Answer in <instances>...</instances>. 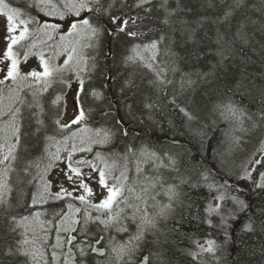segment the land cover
Masks as SVG:
<instances>
[{
	"label": "snow or ice",
	"instance_id": "6c2138e0",
	"mask_svg": "<svg viewBox=\"0 0 264 264\" xmlns=\"http://www.w3.org/2000/svg\"><path fill=\"white\" fill-rule=\"evenodd\" d=\"M26 6L22 11L0 0L6 30L0 55V225L11 236L0 244V264L18 257L22 264H172L170 236L185 219L206 224L215 235L204 243L192 240L197 251L183 250L193 260L207 255L211 264H264V135L256 136L264 134V71H242L229 86L218 76L235 58L237 43L264 60V43L256 40L264 38V23L252 18L264 17V0H205L202 8L220 14L194 20L185 0H27ZM39 36L45 39L32 40ZM105 39L109 53L122 48L121 64L133 71L119 89L124 115L107 101L99 112L103 125L93 128L94 105L107 97L94 86L100 68L90 53ZM27 40V51L14 50ZM205 41L215 45L207 53L216 62H209L208 71H184L182 64L205 58ZM62 55L63 63L56 64ZM30 56L38 63L25 71L22 63ZM241 59L255 63L250 56ZM54 86L59 91L49 100L45 94ZM69 92L72 115L66 120ZM129 92L140 94L139 110L149 120L166 108L178 112L201 149L209 129L205 119L217 130L226 125L221 143L228 147L214 150L217 166L193 165L190 150L173 151L185 146L171 119L173 134L163 142L140 140L134 124L143 120L126 102ZM254 138V151L239 164L229 162L237 151L247 153L244 145ZM21 150L38 155L24 160ZM78 151L94 154L74 160ZM14 172L29 188L30 203L23 189L9 198L17 192L9 183ZM185 189L207 192L195 216Z\"/></svg>",
	"mask_w": 264,
	"mask_h": 264
},
{
	"label": "trees",
	"instance_id": "16d2710c",
	"mask_svg": "<svg viewBox=\"0 0 264 264\" xmlns=\"http://www.w3.org/2000/svg\"><path fill=\"white\" fill-rule=\"evenodd\" d=\"M205 2V0H185V4L187 7L192 9V14L188 16L189 20H194L199 15H206L215 17L216 15L220 14L219 10H213L208 8H202L201 5ZM213 3L216 0H212ZM11 3L14 7L20 8L22 11H27V0H19L14 1L11 0ZM218 7V6H217ZM253 19L259 20L261 23H264V17L259 16L258 14H252ZM208 30V35L214 37L215 29L213 26H206ZM256 27H259L257 25ZM223 30V28H221ZM233 31H235V27H233ZM252 29H249L251 32ZM203 33H201L202 35ZM40 37V36H39ZM37 37H33L32 39H36ZM179 39V37H177ZM256 40L264 43V38L260 35L256 36ZM109 44L108 40H104L103 47L97 51H93L90 54L96 57L97 64L100 68V72L95 74V82L94 86L97 88L103 89L107 100L104 104L101 105H94L97 109L96 111V122L91 126L93 128L101 127L103 125V121L99 119V112L107 106V101L112 102V108L115 110L116 107L120 108V114L124 115L125 109V97L120 94V86L123 83L124 79L128 77V74L133 71L132 68H125L121 64V56L123 54L122 48H113V51L109 53ZM215 48V45L211 44L209 41H205L204 48L202 49L205 51L206 55L205 58L199 61V63L192 61L189 64H182L184 71L194 70L196 67H199L202 71L209 70V62L215 63L216 58L211 54L207 53V49ZM259 48V45H256ZM237 53L234 59H231L225 63V66L222 70L219 71L218 76L220 82L225 85L229 86L230 81H233L234 78H239L242 71H246L247 73L254 74L257 72L264 71V60L260 57L254 55L249 47H243L237 43L236 44ZM242 49V50H241ZM50 54H51V49ZM178 51H181L183 55V50L178 48ZM264 55V54H262ZM251 57L252 61L255 63H248L247 65L242 61L241 57L245 59L247 57ZM109 69L111 71L109 72ZM101 72L103 75H101ZM139 72V70H137ZM111 76V79L108 77ZM171 78V75H170ZM195 78V77H193ZM251 78V76L249 77ZM177 81L179 80V75L175 78ZM137 83H140V79H137ZM260 83V81H257ZM143 88V85H142ZM135 91V90H134ZM203 91V89H201ZM169 95L172 93V88L168 90ZM52 97L49 96V100ZM141 99L140 94L137 92L136 95H133L132 92L127 93V103L133 104V114L136 117H139L143 120L142 125H135L138 130L141 132L140 140H147L153 143H156L157 140L163 142L166 136H171L173 133L169 130L168 120L171 119L176 124V131L183 132L184 135L182 137H178L181 141V144L185 146L184 149H173V151L180 152L184 151L185 149L190 150L191 156L188 159L191 160V164H197L202 162L205 167L215 168L217 166L216 161H214V150L219 151L220 153H224L228 147L227 143H221L223 140L222 130L226 127V125L221 124L220 130L214 129L211 127V118L205 119L203 122L209 125L207 138L204 140L203 149H201V145L199 143L198 138H193L188 131L184 128L183 121L180 117L178 112H173L168 110L167 108L164 110L163 115L160 113H156L152 120L146 118L145 114L139 110V100ZM195 99L197 101L200 100V95L197 94ZM247 103V100L244 101ZM193 128H199L200 124H194ZM264 134H256L257 137ZM140 140L136 141V143H140ZM258 147V139L254 138L252 143L244 145V148L247 149V153L237 151L233 154L231 158H229V162L232 160L235 161L236 164H239L240 160H242L246 154L251 153ZM99 150V149H97ZM35 191V190H34ZM188 197L190 198L191 202H193L194 207L192 209V216L196 215V208H203L204 198L207 196V192L205 189H197V190H187ZM29 190L26 194H24L25 199L29 198ZM17 194H14V197ZM14 200V199H13ZM15 203V202H14ZM22 214H27L26 211L21 210ZM7 225H0V244H3L5 241H10L11 236L7 235L4 229ZM209 233H213V230L207 226L206 224L199 222L194 219H185L183 223V227L180 229V232L175 233L170 236V245H169V252L168 255L172 259V264H201V261L204 264H211V258L207 255H204L200 258V260H193V258L186 254L183 250H191L197 251L192 244V240H198L200 243H204L206 238H215L213 233L212 236H209ZM22 257L6 260L5 264H22ZM63 264V262L61 263Z\"/></svg>",
	"mask_w": 264,
	"mask_h": 264
},
{
	"label": "rangeland",
	"instance_id": "374dc122",
	"mask_svg": "<svg viewBox=\"0 0 264 264\" xmlns=\"http://www.w3.org/2000/svg\"><path fill=\"white\" fill-rule=\"evenodd\" d=\"M14 1H19V0H14ZM18 34V32H17ZM6 35V30H5V20L2 16H0V55L3 54V50L4 48L6 47V44H5V40H4V36ZM45 39V37L43 36H40V37H37L36 39H32V40H43ZM32 40H27V41H23L21 42V45H18V46H15L14 50L17 51V52H20V53H23L24 51H27L28 50V47L30 45V43H32ZM49 43H52L51 41ZM38 49H33V51H37ZM50 50L47 46H45V54L46 55H50ZM52 52V50H51ZM65 56H60L58 57L56 60H55V63L56 64H62L63 63V60H64ZM37 63L38 61L36 60L35 57H32L30 56L29 59H28V62L27 64H23L22 63V66L24 67V70L27 71L28 70V67H33L35 68L37 66ZM68 75H71L70 73ZM56 90H59L58 86H54L53 89H50L49 90V94H45V96L49 99V96H51L52 98H54V95H55V91ZM71 92H69V103H68V109H67V115L65 117V119L67 120L68 117H70L72 115V105H71ZM27 100H31V96L30 94L29 95H26L25 97ZM61 137H57V139H60ZM95 138V137H94ZM77 146L79 147V141H77ZM52 151H55V147H53L51 149ZM97 150V149H96ZM94 153H88V152H76L74 154V158H76L77 156H80V155H88V159H91L92 156H93ZM35 155H38V153L36 152H33L31 154V156H35ZM62 155H66V153H62ZM21 156L23 157L24 160H28V159H31V156L27 155L26 153H24L22 150H21ZM23 164L21 163L20 164V167H22ZM18 180H19V176L17 173H11L10 174V177H9V183L12 185V187L14 189L17 190V192H14V193H11L9 198L12 199L14 197V194H17L19 192L20 189H23V193L26 194L27 191L29 190V188L25 187V185L23 184H19L18 183ZM93 187H95V185H93ZM35 189H31V191H34ZM25 197V196H24ZM12 202L14 203L15 202V199L12 200ZM77 206H79L77 204ZM34 210H41V209H34ZM62 263V262H61Z\"/></svg>",
	"mask_w": 264,
	"mask_h": 264
},
{
	"label": "water",
	"instance_id": "95a60500",
	"mask_svg": "<svg viewBox=\"0 0 264 264\" xmlns=\"http://www.w3.org/2000/svg\"><path fill=\"white\" fill-rule=\"evenodd\" d=\"M81 158H84V159H85V157H84V156L78 157V158H76V159H81ZM76 159H75V160H76Z\"/></svg>",
	"mask_w": 264,
	"mask_h": 264
}]
</instances>
